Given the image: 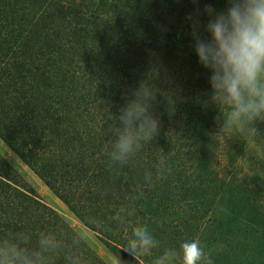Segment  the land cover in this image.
<instances>
[{"label": "trees", "instance_id": "16d2710c", "mask_svg": "<svg viewBox=\"0 0 264 264\" xmlns=\"http://www.w3.org/2000/svg\"><path fill=\"white\" fill-rule=\"evenodd\" d=\"M208 4L218 10L216 0L195 6L202 24ZM189 17L192 0H0V139L122 261L152 264L195 238L213 264H264V163L253 154L264 133L214 137L219 110ZM153 72L175 113L158 94L155 139L113 163L111 129ZM120 207L134 212L126 225L114 219ZM142 226L160 246L129 257L121 249ZM40 231L66 245L77 233L0 154V235ZM82 251L107 264L84 239Z\"/></svg>", "mask_w": 264, "mask_h": 264}, {"label": "clouds", "instance_id": "9594fccd", "mask_svg": "<svg viewBox=\"0 0 264 264\" xmlns=\"http://www.w3.org/2000/svg\"><path fill=\"white\" fill-rule=\"evenodd\" d=\"M197 2L192 0L197 19H188L192 21L190 34L198 62L210 73V103L219 110V132L214 137L254 139L255 123L264 121V0H225L222 10L205 5L206 24L198 18ZM156 78L153 72L142 80L121 108L107 150L111 162L125 163L155 139L160 125L152 114V105L158 94L164 99L167 114L175 113L172 96L156 87ZM133 214L120 207L114 219L126 225ZM85 222L92 226L99 223L95 217H87ZM83 239L82 233H76L66 245L63 234L53 231L4 233L0 235V264H55L59 253H63L64 264H88L82 251ZM159 246L150 228L142 226L131 229L121 250L129 257H144ZM116 264L129 262L118 256ZM152 264H213V260L194 238L182 241L178 249L165 248Z\"/></svg>", "mask_w": 264, "mask_h": 264}, {"label": "rangeland", "instance_id": "374dc122", "mask_svg": "<svg viewBox=\"0 0 264 264\" xmlns=\"http://www.w3.org/2000/svg\"><path fill=\"white\" fill-rule=\"evenodd\" d=\"M218 10L226 7L225 0H216ZM256 132L264 133V121H259ZM254 157L259 163H264V136L255 142ZM0 154L17 170V172L33 187L46 204L54 208L77 233H82L84 240L100 255L107 264H116V257L110 253L97 234L83 225L69 210V208L59 200L45 183L30 170L22 160L17 157L5 143L0 139Z\"/></svg>", "mask_w": 264, "mask_h": 264}]
</instances>
